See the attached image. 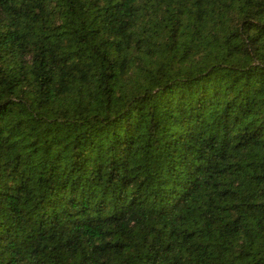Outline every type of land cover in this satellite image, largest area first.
I'll use <instances>...</instances> for the list:
<instances>
[{
	"label": "trees",
	"instance_id": "obj_1",
	"mask_svg": "<svg viewBox=\"0 0 264 264\" xmlns=\"http://www.w3.org/2000/svg\"><path fill=\"white\" fill-rule=\"evenodd\" d=\"M0 264H264V0H0Z\"/></svg>",
	"mask_w": 264,
	"mask_h": 264
}]
</instances>
